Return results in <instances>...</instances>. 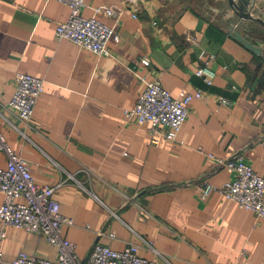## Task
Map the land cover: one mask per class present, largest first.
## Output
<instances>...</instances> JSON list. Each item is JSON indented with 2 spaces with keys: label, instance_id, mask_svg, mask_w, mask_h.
Listing matches in <instances>:
<instances>
[{
  "label": "crops",
  "instance_id": "crops-1",
  "mask_svg": "<svg viewBox=\"0 0 264 264\" xmlns=\"http://www.w3.org/2000/svg\"><path fill=\"white\" fill-rule=\"evenodd\" d=\"M104 5L122 9L118 21L99 16L121 38L99 56L56 38L66 4L0 0L1 129L36 181L57 186L62 213L76 223L64 236L82 260L101 242L116 250L137 243L158 264L264 263V217L218 191L202 197L204 179L219 186L233 177L209 154L240 153L264 177V0L247 5L256 20L241 17L230 0H87L83 14ZM202 51L216 56L212 85L195 74ZM19 71L45 81L29 125L7 107ZM138 73L158 77L174 96L208 95L190 103L177 141L153 143L149 124L126 118L143 90ZM7 162L0 151V166ZM4 198L0 191V206ZM6 234L1 264L21 251L57 258L43 235L14 226Z\"/></svg>",
  "mask_w": 264,
  "mask_h": 264
},
{
  "label": "built area",
  "instance_id": "built-area-1",
  "mask_svg": "<svg viewBox=\"0 0 264 264\" xmlns=\"http://www.w3.org/2000/svg\"><path fill=\"white\" fill-rule=\"evenodd\" d=\"M70 8L69 17L57 24L56 38L69 39L74 43L92 50L99 56L110 55L111 41H120V34L114 25L102 21L99 16L106 14L119 20L122 9L115 5L95 7L92 16L83 14L87 0H57ZM137 0H128L136 3ZM136 17V14H133ZM157 22H155L156 24ZM215 54L202 51V64L195 74L208 85L214 83L216 72L212 68ZM143 65H149L143 57ZM143 85L134 106L125 109L127 119L141 124H149L152 142L158 143L159 136L166 140L177 141L179 132L188 118L189 106L194 99H207L202 90L182 91L174 96L160 82L158 77L148 79L137 74ZM16 90L7 103V107L25 124L29 125L37 102L44 91L45 81L41 77L17 72ZM221 102L229 103L225 98ZM1 118V111H0ZM0 151L8 157L6 167L0 166V191L5 198L0 206V246L6 238V226L23 228L28 232L46 237L57 248V258L52 260L34 253L21 251L11 261L12 264H158L156 259H148L141 254L140 245L133 243L123 250H116L101 242H96L89 256L82 260L76 252V244L64 236L66 226H75L72 217L62 213L61 203L56 197L57 186L41 184L36 181L30 164L9 144L0 124ZM209 157L224 168L233 177L222 185H214L203 180L206 185L203 198L214 191L220 192L225 199L236 202L241 208L253 211L257 217H264V177L244 160L240 153L227 158L209 154ZM99 235L104 232L99 231ZM110 237L115 233L110 232ZM4 261L0 249V264ZM264 264V263H261Z\"/></svg>",
  "mask_w": 264,
  "mask_h": 264
},
{
  "label": "water",
  "instance_id": "water-1",
  "mask_svg": "<svg viewBox=\"0 0 264 264\" xmlns=\"http://www.w3.org/2000/svg\"><path fill=\"white\" fill-rule=\"evenodd\" d=\"M231 5L240 13V16L245 18V19H252V20H256L251 13H249L247 11V5L250 3V0H230ZM258 21H260L261 23H263L261 20L257 19ZM200 24H202L200 22ZM234 37L236 39H238L239 41H241L246 47H248L249 49H252L254 52L260 54L261 53V49L259 47H257L255 44L249 42L248 40H246L241 34L239 33H235Z\"/></svg>",
  "mask_w": 264,
  "mask_h": 264
}]
</instances>
